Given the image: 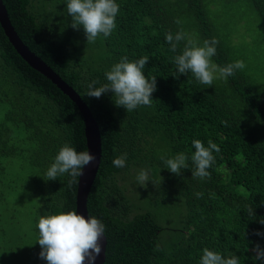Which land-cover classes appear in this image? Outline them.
Here are the masks:
<instances>
[{
	"label": "trees",
	"instance_id": "trees-1",
	"mask_svg": "<svg viewBox=\"0 0 264 264\" xmlns=\"http://www.w3.org/2000/svg\"><path fill=\"white\" fill-rule=\"evenodd\" d=\"M243 1L264 32V0H116L112 34L87 43L83 27H71L66 0H3L22 41L73 87L98 123L102 154L87 209L105 226L103 264H199L205 247L235 254L240 264H261L251 249L264 247V237L255 235L264 232L259 222L264 218V85L246 64L211 86L190 72L180 75L174 57L186 41L176 52L166 41L167 33L181 30L201 46L215 37L214 63L223 67L242 60V48L233 40L239 26L222 22V7L230 11ZM124 56L149 57L145 76L157 78L151 106L127 112L116 106L111 91L87 96L88 84L107 83L105 73ZM196 139L205 146L212 140L221 149L213 152L211 176L204 179L192 176ZM66 143L77 152L87 150L78 107L19 56L0 26V180L22 173L40 199L27 264H47L39 258L40 217L75 210L78 177L71 187L67 173L46 177ZM180 152L189 157L188 168L176 175L165 161ZM123 154L125 167H115L113 160ZM131 168L149 201L183 202L185 221L170 240H161L163 226L118 182L117 175ZM141 169L149 170L144 186L137 181ZM249 206L255 216L248 215ZM133 209L138 211L132 214Z\"/></svg>",
	"mask_w": 264,
	"mask_h": 264
},
{
	"label": "clouds",
	"instance_id": "clouds-1",
	"mask_svg": "<svg viewBox=\"0 0 264 264\" xmlns=\"http://www.w3.org/2000/svg\"><path fill=\"white\" fill-rule=\"evenodd\" d=\"M68 16L71 17V27L79 30L83 27L87 43H95L101 35L109 37L116 28V17L119 12V5L116 0H66ZM180 24L181 21H175ZM166 41L171 45V51L176 52L181 41H186L182 54L174 57L177 72L188 74L189 72L196 80L204 85L211 86L214 80L224 79L233 76L237 70L245 68L242 60L229 63L226 66H219L212 61L216 55V45L219 41L213 37L211 40H204L202 46L195 39L188 36L183 30L173 35L166 34ZM149 57L144 56L138 60L130 61L124 56L114 64L110 71L105 73L107 83L95 87L98 81L88 84V97L100 98L103 94L111 91L116 97L117 107H123L127 112L136 110L139 106H151L153 93L157 90V78L145 76V66ZM192 146L195 149L191 160L194 164L192 170L193 178L204 179L210 177L208 169L215 163L213 152L219 153L220 147L212 140H208L207 146L199 140H193ZM127 154H123L113 160L115 167L123 168L126 164ZM96 157L90 150L80 151L70 144L62 146L54 158V162L46 172L47 180H55L58 177L69 174L72 179L68 182L71 187L75 178L81 177L82 169L94 162ZM163 159V157H162ZM189 157L180 152L174 157L165 161L167 169L171 173L180 175L182 169L188 168ZM140 185L149 182V170L141 169L137 175ZM154 184L155 182L152 181ZM202 193H196L198 198ZM249 216H255L252 207L247 208ZM264 224V218L259 221ZM39 229L38 244L41 247L39 258L47 264H96L97 258L102 252V237L105 226L95 216L89 214L86 218L77 210L60 212L41 216L37 225ZM255 235L264 237V232L257 231ZM255 261L264 264V247L256 244L251 249ZM199 264H240L239 257L235 254L222 255L220 252L205 247Z\"/></svg>",
	"mask_w": 264,
	"mask_h": 264
},
{
	"label": "rangeland",
	"instance_id": "rangeland-1",
	"mask_svg": "<svg viewBox=\"0 0 264 264\" xmlns=\"http://www.w3.org/2000/svg\"><path fill=\"white\" fill-rule=\"evenodd\" d=\"M240 19L243 22L239 25ZM222 22H229L236 28L239 26L233 40L238 41L242 48V61L264 85V32L253 11L244 1L234 4L230 11L222 7ZM133 175L136 171L131 168L126 173H119L117 180L127 187L134 203L151 211L163 226L161 240H170L185 221L183 202L156 204L153 200L149 201L146 195L143 196L146 191H139ZM39 202V194L33 191L24 174L11 173L0 180V264H27V254L33 242L34 206ZM137 211L133 209L132 214Z\"/></svg>",
	"mask_w": 264,
	"mask_h": 264
},
{
	"label": "water",
	"instance_id": "water-1",
	"mask_svg": "<svg viewBox=\"0 0 264 264\" xmlns=\"http://www.w3.org/2000/svg\"><path fill=\"white\" fill-rule=\"evenodd\" d=\"M0 26L5 36L19 54V56L34 70L49 79L56 87L71 99L78 107L84 124V136L86 149L96 157L95 161L82 169V176L77 179V188L75 195V210L78 214L82 213L86 218L89 216L87 209V197L95 180L99 164L101 161V135L98 123L91 113L86 103L80 95L70 86L51 66H49L40 56L33 52L19 37L14 26L10 21L7 8L0 0ZM86 150V151H87ZM102 252L97 258L96 264H103L105 260L106 236L102 237Z\"/></svg>",
	"mask_w": 264,
	"mask_h": 264
}]
</instances>
